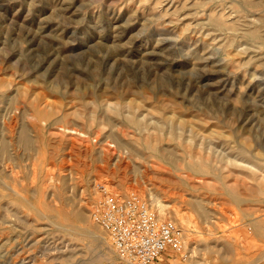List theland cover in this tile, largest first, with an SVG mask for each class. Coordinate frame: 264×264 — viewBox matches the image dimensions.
Instances as JSON below:
<instances>
[{
	"label": "rangeland",
	"instance_id": "rangeland-1",
	"mask_svg": "<svg viewBox=\"0 0 264 264\" xmlns=\"http://www.w3.org/2000/svg\"><path fill=\"white\" fill-rule=\"evenodd\" d=\"M0 138V264H132L104 188L171 206L153 264H264V0H0Z\"/></svg>",
	"mask_w": 264,
	"mask_h": 264
},
{
	"label": "built area",
	"instance_id": "built-area-1",
	"mask_svg": "<svg viewBox=\"0 0 264 264\" xmlns=\"http://www.w3.org/2000/svg\"><path fill=\"white\" fill-rule=\"evenodd\" d=\"M118 254L132 264H153L164 252L180 251L185 232L137 192L121 195L108 188L92 210Z\"/></svg>",
	"mask_w": 264,
	"mask_h": 264
},
{
	"label": "bare ground",
	"instance_id": "bare-ground-1",
	"mask_svg": "<svg viewBox=\"0 0 264 264\" xmlns=\"http://www.w3.org/2000/svg\"><path fill=\"white\" fill-rule=\"evenodd\" d=\"M234 30V29H233ZM260 37V36H259ZM112 104V102H110L109 101V103H107V105L108 106H110L111 104ZM128 103V102H127ZM49 104V103H48ZM41 105V104H40ZM8 107V106H7ZM39 107V106H38ZM104 109H105V107H104ZM6 111V110H5ZM143 112V111H142ZM144 113V112H143ZM3 115H4V113H3ZM11 115V114H10ZM135 115V114H134ZM173 115V114H172ZM12 116V115H11ZM4 117V116H3ZM135 117V116H134ZM12 118V117H11ZM6 119H8V118H5L4 119V121L6 120ZM15 119V118H14ZM179 119V118H178ZM3 121V122H4ZM10 121V120H9ZM15 121V120H14ZM135 121V120H134ZM3 122H2V124H3ZM11 123V122H10ZM17 123V122H16ZM135 123H136V121H135ZM138 124V123H137ZM14 125V124H13ZM17 125V124H16ZM15 127V126H14ZM138 127V126H137ZM146 127V126H145ZM139 128V127H138ZM10 129V128H9ZM69 129V128H68ZM13 130V129H12ZM70 130H72L73 132H78V130L76 129V128H74V127H72V129H70ZM8 131V130H7ZM140 131V130H139ZM213 131V130H212ZM11 132V131H10ZM146 132V131H145ZM9 133V132H8ZM125 134V133H124ZM5 136V135H4ZM2 138V137H1ZM0 138V139H1ZM158 138V137H157ZM2 140V139H1ZM151 140V139H150ZM148 141L147 143L149 144V146H151L152 147V149L154 148V140L153 141ZM3 141V140H2ZM11 141H12V139H11ZM5 142V141H4ZM8 142H9V140H8ZM109 143H111L110 141H108ZM157 142V141H156ZM114 144V143H113ZM157 144V143H156ZM2 145V144H1ZM119 145H121V146H119ZM4 146V145H3ZM10 146V145H9ZM116 146H118V147H122V144H119V143H116ZM159 146V145H158ZM1 147V146H0ZM14 147V146H13ZM126 147H128V146H126ZM156 147H157V145H156ZM10 148V147H9ZM12 148V147H11ZM134 148V147H133ZM7 149V148H6ZM13 149V148H12ZM122 149V148H121ZM168 149H169V147H168ZM106 150H107V147H106ZM111 150V149H110ZM159 150L162 152V154L164 155V156H166V157H168V158H170L172 161H178L179 159H178V157L176 156L177 154H174L172 151H170V152H168L167 151V153H166V150H167V148L164 146L163 148L162 147H159ZM3 152H5V151H3ZM159 152V151H158ZM121 154V153H120ZM161 154V155H162ZM2 156H4V155H2ZM7 157V156H6ZM247 157V156H246ZM106 158V157H105ZM199 158V157H198ZM3 159H4V157H3ZM245 159V158H244ZM180 161V160H179ZM116 162V161H115ZM207 163V162H206ZM258 164V163H257ZM204 166H205V164H204ZM204 166L202 165V164H199V163H194V164H192L191 165V168L193 169V170H195V171H197V172H205V173H207V172H209V171H207V168H204ZM258 166V165H257ZM190 167V166H189ZM256 167V166H255ZM259 167V166H258ZM257 169V168H256ZM155 197V196H154ZM156 203H157V208H158V210H159V215L160 216H162V215H164V214H166V211H170V205H168L167 203H165V202H163V201H161L159 198H156ZM202 207V206H201ZM206 207V206H205ZM206 208H204V211H205V213H206V210H205ZM82 212V211H81ZM209 212V211H208ZM78 214H80V216L83 218V216L81 215V213H78ZM83 214V213H82ZM209 214V213H208ZM76 217H77V215H76ZM163 217V216H162ZM208 219V218H207ZM206 224V223H205ZM204 224V225H205ZM95 226V225H94ZM208 226V225H207ZM87 229V231H88V233L87 234H89L90 236H93L94 238H96V235L97 234H95V232L96 231H94V230H92L91 228H86ZM98 239V238H97ZM112 248V247H111ZM193 250V249H192Z\"/></svg>",
	"mask_w": 264,
	"mask_h": 264
}]
</instances>
